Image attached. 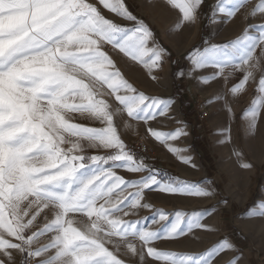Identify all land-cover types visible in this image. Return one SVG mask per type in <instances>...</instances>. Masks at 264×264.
I'll return each mask as SVG.
<instances>
[{"label": "snow or ice", "instance_id": "snow-or-ice-1", "mask_svg": "<svg viewBox=\"0 0 264 264\" xmlns=\"http://www.w3.org/2000/svg\"><path fill=\"white\" fill-rule=\"evenodd\" d=\"M163 3L179 9L177 28L204 15L205 0ZM249 6L246 21L264 18V0H215L207 6V19L213 25L236 23ZM101 9L130 26L106 18ZM106 45L159 82L155 72L169 54L126 0H0V264H131L118 258L120 252L138 257L140 264H148L146 257L161 264H217L231 252L229 264H240L228 237L206 252L157 250L156 242L181 243L195 230L214 231L205 217L216 213V205L195 213L166 212L148 200L216 194L211 181L192 183L164 172L121 138L116 120L126 114L142 122L180 164L195 167L191 155L182 154L187 149L169 144L188 135L186 125L158 132L150 123L163 117L183 124L172 115L175 101L128 82ZM187 59L193 70H213L204 83L220 78L227 84L243 73L229 90L233 94L258 72L260 99L245 109V126L251 133L264 122V23L248 22L224 42L204 40ZM192 75L175 73L177 80ZM81 118L103 127L76 122ZM89 149L104 154L90 155ZM118 169L132 176L126 179ZM142 209L151 216L131 218Z\"/></svg>", "mask_w": 264, "mask_h": 264}, {"label": "rangeland", "instance_id": "rangeland-1", "mask_svg": "<svg viewBox=\"0 0 264 264\" xmlns=\"http://www.w3.org/2000/svg\"><path fill=\"white\" fill-rule=\"evenodd\" d=\"M180 2L176 0V3ZM126 3L129 10L150 28L158 45L169 54L162 68L155 72L159 82L151 81L142 65L111 49L110 45H106L105 50L128 82L146 94L175 101L172 115L183 124L163 117L150 123L158 132H174L186 125L188 135L170 140L169 144L178 149H187V153L182 154H190L195 167L180 164L167 152L166 147L147 133L142 122L128 120L126 114L122 121L119 118L116 120L119 135L127 145L139 138L151 146L153 154L144 156L146 162L154 163L162 171L192 183L211 181L216 194L210 199L191 198L179 202L148 200L154 208L166 212L195 213L216 205V213L211 218L205 217V222L214 231L195 230L181 243L156 242L157 250L206 252L219 239L228 237L238 250L235 254L242 257L240 264H264V217L259 215L264 211V207L260 206L264 204V122L258 121L257 129L249 133L244 117L245 109L254 100L260 99L257 91L259 73L245 85L243 91L233 94L229 90L243 77V73H237L227 84L220 78L204 83L203 78L211 76L213 70H193L187 59L188 53L202 45L204 40L224 42L226 37L235 38L246 23H264V18L258 14L251 21H246L244 14L250 11L249 6L239 14L240 19L236 23L213 25L207 19V6L214 4L215 0H205L204 15L192 26L181 24L177 28L181 13L178 8L163 3V0H126ZM101 10L113 22L130 26L120 18H114L107 10ZM177 71H192L193 75L177 80ZM76 122L89 127H103L97 121L82 118ZM222 140L225 143H221ZM234 152H239L240 156H235ZM89 154L102 155L104 150L89 149ZM242 164H250L251 167L242 168ZM117 174L126 179L132 176L123 169H118ZM223 200L229 203H218ZM150 216L149 210L142 209L138 216L131 218ZM233 255L231 252L222 255L217 258V264H229ZM117 256L131 264H140L138 257L132 258L123 252L117 253ZM146 259L148 264H161Z\"/></svg>", "mask_w": 264, "mask_h": 264}, {"label": "built area", "instance_id": "built-area-1", "mask_svg": "<svg viewBox=\"0 0 264 264\" xmlns=\"http://www.w3.org/2000/svg\"><path fill=\"white\" fill-rule=\"evenodd\" d=\"M128 146L133 148L137 155L147 156L153 154V150L148 146V144L139 138L131 141Z\"/></svg>", "mask_w": 264, "mask_h": 264}, {"label": "bare ground", "instance_id": "bare-ground-1", "mask_svg": "<svg viewBox=\"0 0 264 264\" xmlns=\"http://www.w3.org/2000/svg\"><path fill=\"white\" fill-rule=\"evenodd\" d=\"M120 121H122V119H120ZM149 146V145H148ZM151 148V146H149ZM152 149V148H151ZM153 150V149H152Z\"/></svg>", "mask_w": 264, "mask_h": 264}]
</instances>
